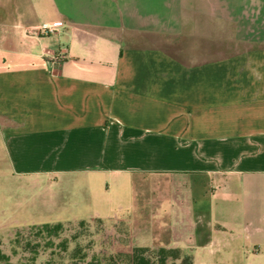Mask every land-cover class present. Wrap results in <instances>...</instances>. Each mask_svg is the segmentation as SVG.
Instances as JSON below:
<instances>
[{
    "label": "crops",
    "instance_id": "obj_1",
    "mask_svg": "<svg viewBox=\"0 0 264 264\" xmlns=\"http://www.w3.org/2000/svg\"><path fill=\"white\" fill-rule=\"evenodd\" d=\"M0 142L14 175L84 176L94 217L162 175L147 247L260 263L264 0H0Z\"/></svg>",
    "mask_w": 264,
    "mask_h": 264
},
{
    "label": "rangeland",
    "instance_id": "obj_2",
    "mask_svg": "<svg viewBox=\"0 0 264 264\" xmlns=\"http://www.w3.org/2000/svg\"><path fill=\"white\" fill-rule=\"evenodd\" d=\"M133 179L132 188L126 189L127 195L116 189L115 179L113 183L109 180L111 187L107 195L113 204L109 206L106 218L94 217L90 210L93 198L84 176L65 175L48 181L44 177L14 175L0 142V249L9 255L12 264H69V254L76 246L82 249L87 259L93 254L128 251L133 245L150 246L154 236L163 234V224L160 226L158 222L149 220L144 201L153 184L163 186L164 177L157 175L143 179L140 176ZM118 203L126 206L129 212L126 209L118 211ZM114 213L118 218L130 219L126 224L134 231V238L129 235L125 224L116 221ZM81 220L86 221L83 226L78 223ZM67 222L71 224L51 240L52 245L48 248L45 247V239L34 235L31 228L33 225ZM17 232L21 246L28 241L38 245L34 261L30 260L33 256L31 250L17 247L14 243ZM73 235L77 237L73 239ZM64 240L67 241L65 252L60 246ZM261 258L260 263L252 264H264V256ZM234 259L241 264L240 255Z\"/></svg>",
    "mask_w": 264,
    "mask_h": 264
},
{
    "label": "trees",
    "instance_id": "obj_3",
    "mask_svg": "<svg viewBox=\"0 0 264 264\" xmlns=\"http://www.w3.org/2000/svg\"><path fill=\"white\" fill-rule=\"evenodd\" d=\"M97 221L102 223L100 219ZM78 223L80 226H83L86 221L81 220L78 221ZM69 224H71V222L33 225L31 228L34 229V235L45 239V247L48 248L52 245L51 240L57 238L59 234L62 233L63 228ZM19 235V232H17L14 243H16L17 247L31 250L33 256L30 260L34 261L37 254L35 248L38 245L28 241L21 246L20 239L18 238ZM72 237L75 239L77 235H73ZM60 246L62 247V251L65 252L67 250V241H62ZM69 261V264H193V256L190 253L183 252L179 248H150L133 245L128 251L93 254L87 259V255L83 253L82 249L76 246L69 254ZM0 264H12L9 255L4 253L1 249Z\"/></svg>",
    "mask_w": 264,
    "mask_h": 264
},
{
    "label": "built area",
    "instance_id": "obj_4",
    "mask_svg": "<svg viewBox=\"0 0 264 264\" xmlns=\"http://www.w3.org/2000/svg\"><path fill=\"white\" fill-rule=\"evenodd\" d=\"M58 25H60V24L52 25V26H48V27H46V28L43 29V32H44L45 34L53 33V32H55V31L57 30Z\"/></svg>",
    "mask_w": 264,
    "mask_h": 264
}]
</instances>
